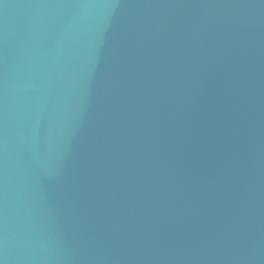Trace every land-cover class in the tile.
Segmentation results:
<instances>
[{"label":"water","instance_id":"95a60500","mask_svg":"<svg viewBox=\"0 0 264 264\" xmlns=\"http://www.w3.org/2000/svg\"><path fill=\"white\" fill-rule=\"evenodd\" d=\"M0 264H264V0H0Z\"/></svg>","mask_w":264,"mask_h":264}]
</instances>
